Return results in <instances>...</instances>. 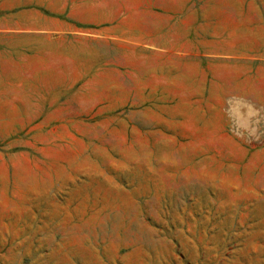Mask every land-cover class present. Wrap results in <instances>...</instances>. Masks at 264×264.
I'll list each match as a JSON object with an SVG mask.
<instances>
[{
  "label": "rangeland",
  "instance_id": "rangeland-1",
  "mask_svg": "<svg viewBox=\"0 0 264 264\" xmlns=\"http://www.w3.org/2000/svg\"><path fill=\"white\" fill-rule=\"evenodd\" d=\"M98 1L74 32L0 38V264H264V0ZM162 14L193 22L204 91L121 97L126 68L173 64L132 39Z\"/></svg>",
  "mask_w": 264,
  "mask_h": 264
},
{
  "label": "crops",
  "instance_id": "crops-1",
  "mask_svg": "<svg viewBox=\"0 0 264 264\" xmlns=\"http://www.w3.org/2000/svg\"><path fill=\"white\" fill-rule=\"evenodd\" d=\"M76 1L65 0V9L58 10V12L63 13L68 11L66 13L67 17L59 19L48 18L41 15V13L29 10L30 8L28 7L44 4V0H0V38H19L20 31L45 30L49 32H74L76 22H90L76 17V8L69 9V6L73 4L80 6V3H76ZM98 2H91L89 4L95 7V16L91 20L94 23H100ZM187 5V7L181 6L178 9L180 15L186 13L187 16H190L195 13V5ZM115 16L116 10L109 9L105 17L106 20L102 19V22L106 24V27L102 29V36H107L108 38L118 36L117 33L121 31L122 27L116 24L120 15L117 18ZM159 18L163 20L160 19L159 22L155 21L154 23L145 21L142 26L149 27V33L146 35L139 33L133 34L132 39L149 37V40L144 42L146 46L145 50L147 51L145 56L151 59V57L157 55L163 63L165 61L167 64H173L166 68H160L159 70L136 67L126 68L125 70H129V77L132 81L128 85L129 88L125 90V93L121 97H147L145 89H141V87L145 88L146 83L143 80L148 78L165 79L166 85L171 87V90L167 88L162 90L158 95L159 97H195L196 93L202 94L204 91L205 70L203 68L199 70V79L197 81L194 65L196 39L193 22L185 21L183 18L177 22L172 21L168 15L163 14ZM138 26L140 28L141 25L138 24ZM15 45H19V40L15 42ZM232 52L237 51L233 50ZM113 64V68L111 69H120V66H116L117 63L114 62Z\"/></svg>",
  "mask_w": 264,
  "mask_h": 264
}]
</instances>
